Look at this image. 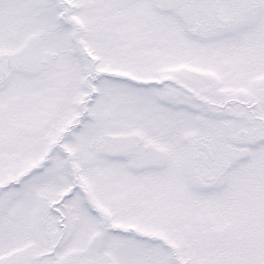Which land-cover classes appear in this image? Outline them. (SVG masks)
Here are the masks:
<instances>
[{"label":"snow or ice","instance_id":"snow-or-ice-1","mask_svg":"<svg viewBox=\"0 0 264 264\" xmlns=\"http://www.w3.org/2000/svg\"><path fill=\"white\" fill-rule=\"evenodd\" d=\"M0 264H264V0H0Z\"/></svg>","mask_w":264,"mask_h":264}]
</instances>
